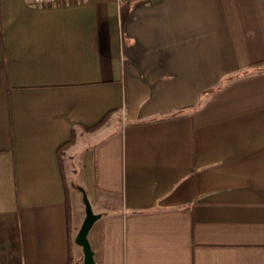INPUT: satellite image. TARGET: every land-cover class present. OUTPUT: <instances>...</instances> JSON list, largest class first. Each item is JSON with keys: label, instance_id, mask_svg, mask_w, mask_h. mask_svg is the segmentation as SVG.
Wrapping results in <instances>:
<instances>
[{"label": "crops", "instance_id": "obj_1", "mask_svg": "<svg viewBox=\"0 0 264 264\" xmlns=\"http://www.w3.org/2000/svg\"><path fill=\"white\" fill-rule=\"evenodd\" d=\"M264 0H0V264H264Z\"/></svg>", "mask_w": 264, "mask_h": 264}, {"label": "water", "instance_id": "obj_2", "mask_svg": "<svg viewBox=\"0 0 264 264\" xmlns=\"http://www.w3.org/2000/svg\"><path fill=\"white\" fill-rule=\"evenodd\" d=\"M79 189L82 193V200L84 204V217L74 237V241L81 247L82 264H95V261L93 259V252L87 239V234L94 221L97 220L101 216V214L95 213L93 211L85 190L81 187H79Z\"/></svg>", "mask_w": 264, "mask_h": 264}, {"label": "built area", "instance_id": "obj_3", "mask_svg": "<svg viewBox=\"0 0 264 264\" xmlns=\"http://www.w3.org/2000/svg\"><path fill=\"white\" fill-rule=\"evenodd\" d=\"M34 5L49 6L53 4L65 3L70 0H30Z\"/></svg>", "mask_w": 264, "mask_h": 264}, {"label": "trees", "instance_id": "obj_4", "mask_svg": "<svg viewBox=\"0 0 264 264\" xmlns=\"http://www.w3.org/2000/svg\"><path fill=\"white\" fill-rule=\"evenodd\" d=\"M262 67H264V59L261 60V61H257V62H255V63H252V64L250 65V68H251V69H260V68H262ZM68 264H70V261H69Z\"/></svg>", "mask_w": 264, "mask_h": 264}]
</instances>
